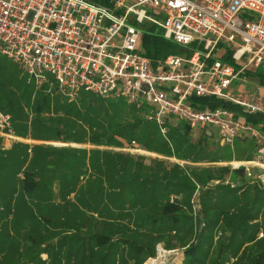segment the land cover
<instances>
[{
  "label": "built area",
  "instance_id": "obj_1",
  "mask_svg": "<svg viewBox=\"0 0 264 264\" xmlns=\"http://www.w3.org/2000/svg\"><path fill=\"white\" fill-rule=\"evenodd\" d=\"M144 27L162 31L181 53L152 64L141 46ZM220 45L234 63L217 57ZM0 56L19 66L35 92L56 89L68 101L90 93L145 107V120L168 142L170 117L189 130L215 128L222 145L251 139L250 160L218 164L241 168L264 188V134L242 119L264 115V86L255 78L264 79V0H0ZM207 97L236 109L202 104ZM0 134L17 140L11 115L1 110ZM222 182L236 185L228 176Z\"/></svg>",
  "mask_w": 264,
  "mask_h": 264
},
{
  "label": "trees",
  "instance_id": "obj_2",
  "mask_svg": "<svg viewBox=\"0 0 264 264\" xmlns=\"http://www.w3.org/2000/svg\"><path fill=\"white\" fill-rule=\"evenodd\" d=\"M144 28L141 46L143 54L152 64L168 54L181 53L182 47L166 39L162 31L153 27ZM222 47L220 45L221 50L217 57L222 61L234 63L231 52ZM256 75V81L264 86V79L260 77V73ZM24 83L28 85L26 81ZM3 85L4 83H0V110L11 115L14 132L23 134L27 129L26 125L18 128L16 123V120L22 117L23 108L14 94L2 90ZM79 99L81 105L86 104L85 111L91 114L89 116L93 128H90V143L123 147L131 145L134 141L136 146L146 151L165 157L173 156L179 160H191L193 163H196L194 159L205 156L201 150L192 146L190 149L194 155L193 160L180 158L179 152L178 156L174 154L170 141L160 135L154 123L145 120L144 109L138 110L126 105L122 100L96 97L90 93H81ZM200 102L236 109L233 105L212 97L202 98ZM49 105L50 93L37 91L33 106L34 114L38 117ZM242 119L254 126L261 125L260 130L264 134L263 114L243 116ZM96 125L100 127L93 131ZM173 129L179 128L174 126ZM186 130L189 129L186 127ZM19 146L14 145L3 154L2 169L5 175L1 176L5 179L8 172L11 174L4 180L5 183L14 180L15 174L25 162L24 152L21 160L16 161L13 158ZM247 152L244 150L242 157L235 159L248 160L250 155ZM89 154L88 165L91 172L96 170L100 175H106L109 178L108 187L99 178L97 192L88 190L89 184L79 188V201L86 205L79 207V227L58 218L49 219L53 233H57L58 238L53 241L33 236L26 239L31 244L27 246L28 250L32 247L37 250L29 259L38 261L40 252H46L47 264H106L111 249L109 243L117 242L114 257L119 248L125 246L124 244L128 243L132 248L126 256L123 251L121 252L120 264H138L139 254H142L143 258L152 257L155 245L163 242L166 250L182 246L183 264H222L226 260L225 256L245 254L246 248L250 249L251 255L248 262L243 264H264V188L258 182L249 184L250 179L244 176L241 168L231 170L230 166L216 168L189 164L181 166L176 162L167 163L164 159L99 149H93ZM232 160L231 152L211 159L214 162ZM228 175L236 183L234 187L222 182ZM214 180L218 182L211 183ZM18 181L20 185L18 192L11 186L2 193L1 198L6 200L2 207L4 216L12 214L11 204L15 192L18 195L21 190L30 195L36 186L28 172H24ZM195 192L198 209L193 208L192 198ZM170 195L176 196L173 202H169ZM61 200L67 201L62 196ZM68 205L76 207L74 204ZM68 211L71 215L73 209ZM258 214L263 225L255 224ZM126 220L132 222L126 223ZM70 232L87 233L88 236L79 237L77 241L75 235L68 236ZM217 232H222L224 236L228 234V237L225 236V242L218 241L215 256L211 258L209 256L211 240ZM258 232H261L260 237H257ZM176 233L177 237L173 236ZM188 236H192V240L185 243ZM175 239L178 240L176 245ZM18 248L12 239L2 237L0 233V264H16V259L21 258V253H17ZM98 252L99 256H95L94 254ZM32 264L36 263L32 261ZM41 264L45 263L42 261Z\"/></svg>",
  "mask_w": 264,
  "mask_h": 264
},
{
  "label": "crops",
  "instance_id": "obj_3",
  "mask_svg": "<svg viewBox=\"0 0 264 264\" xmlns=\"http://www.w3.org/2000/svg\"><path fill=\"white\" fill-rule=\"evenodd\" d=\"M53 92H56L59 97H63L56 89H54V91L52 89L49 93L52 94ZM35 97L36 94L33 100ZM61 99L63 100V98ZM65 101H67V104L79 106V97L76 101ZM142 109H144V116L146 108L144 107ZM33 117V113L27 116L25 123L27 129L23 134H16L14 132L17 138L16 141H11L6 136L0 134V233L2 237L12 239L14 245L19 247L17 253H21V258L16 259V264H32V261L36 264H41L42 261L47 264L48 258L46 252H40L38 256L40 260L38 261L29 259V257L34 256L37 250L34 247L28 250L27 246L31 244L26 239L33 236L35 238H42L46 241L56 240L58 236L57 233H53L54 230L48 221L49 219L58 218L61 221L79 227V212L73 209L71 205H66L65 207L63 203L65 200H61V196L69 202L75 197L79 201V178L82 179L84 177L83 175L79 176V165L83 161L88 166V157L91 150L118 151L129 153L133 156H146L170 161L173 159L174 162L177 160L179 161V159L173 156L165 157L142 148L141 149L147 154H136L130 150L134 149V147L140 148L135 145L134 141V144L131 143V145L123 147H113L104 144L98 145L90 143L89 140L80 142L79 120L75 121L76 124L73 130L70 131V135H68L67 129H63L58 125L49 126L38 119L33 120ZM177 128H179V125H177ZM253 143L252 150L247 152L248 155H250L248 160H250L256 152V144L254 141ZM16 144L20 146L13 158L16 161L21 160L24 152L26 154V159L15 174L14 180H8V182L5 183L4 180L11 174L8 172L6 178L3 179L5 171L2 169L4 161L2 157L6 151L10 150ZM79 152H82L84 155L81 161L79 159ZM241 171L245 176L242 169ZM252 171L254 174L257 173V169H253ZM24 172H28L32 175L36 186H34V190L30 195L25 194L23 191L21 192V190L18 195L15 192L11 204L13 207L11 210L12 214L4 216V214H2V207L6 204V200L1 198L2 193L4 190H9L11 186L18 192L20 187L18 180L22 178ZM86 173L87 175L89 173L91 174V170L88 169ZM74 176L76 177L75 185L70 178ZM228 177H230V175H228ZM86 178L87 176L83 178V182L80 184H83ZM254 182L251 180L248 181L249 184H253ZM70 209H73L71 215L68 214V210ZM67 214L68 217L66 216ZM61 221H57V223H61Z\"/></svg>",
  "mask_w": 264,
  "mask_h": 264
},
{
  "label": "rangeland",
  "instance_id": "obj_4",
  "mask_svg": "<svg viewBox=\"0 0 264 264\" xmlns=\"http://www.w3.org/2000/svg\"><path fill=\"white\" fill-rule=\"evenodd\" d=\"M26 77L23 74V71L19 68V66L13 62H11L10 60H8L5 57L0 56V83H4V85L2 86V90L8 93H11L15 95V99L19 100V105H21V107L23 108V112H22V117L21 119L16 120L17 126L18 128H21V126L26 125V119L27 116L30 113H33V120H40L43 123L51 126V125H58L60 127H62L63 129H67L68 135H70V131L73 130L74 125L76 124L75 121L79 120V141H87L89 140V137L91 135V131L90 128H93V125H91V114H88V112L85 111L84 106H86V104L83 106L81 105L80 101H79V106L77 107L76 105H72V104H67L64 97L63 100L58 96V94L56 92H53L52 94H50V105L49 107L41 114L37 117V115L34 114L33 112V106H34V101L33 97L35 96L36 92L33 89V86L31 84L29 85H25L24 81H25ZM262 92L264 93V88H262ZM80 100V99H79ZM121 107H119L120 109ZM90 115V116H89ZM37 117V118H36ZM125 120H128V118H125ZM74 123V124H72ZM176 125H179V129L175 130L173 129V127ZM185 123L183 121H180L176 118L170 117L169 118V122L167 123V134L166 137L169 139L171 145V150H173V153L177 155V152L180 153V158H189L193 160V153H191V149L190 146H192V148H197L199 150H201V152H203L205 154V156H203L200 159H194L193 161H195L196 165H200L202 167H223V166H227L229 167L228 164L226 165H219V162H225V161H211L212 158L214 157H219L220 154H228V153H232V158H241L242 154L244 152V150L249 151V149H251L253 147V140L251 139H240V140H236L232 147L230 146H225L222 145L217 137V130L213 127H210V131H211V136H207L205 134L202 133L201 130L199 129H191V130H186L185 127ZM100 127V125H96L94 127L95 131L96 129H98ZM54 134V133H53ZM104 138V136H103ZM102 138V139H103ZM178 156V155H177ZM81 158H84V155L82 154V152H79V159L81 161ZM166 160V159H164ZM178 161V160H177ZM186 162V164L191 165V163H193L191 160H183ZM166 162H172L175 163L174 160L172 159V161L170 160H166ZM178 162H181V160H179ZM190 162V163H189ZM177 163V162H176ZM200 163V164H198ZM227 163V162H226ZM86 168V169H84ZM90 169V166L86 165L83 161L81 162V164L79 165V176L83 175L84 177L87 176V178L85 179L83 184H80L81 182H83V178L80 179L79 178V188H84L87 184H89V188H87L88 190L90 189L92 192H97L99 184H98V179H102L103 183H106L105 186L108 187L109 185V178H107L106 175L102 176L99 174L98 171L95 170V172H91V174L89 173L87 175V170ZM94 175V177H92ZM73 184L75 185V176L74 177H70ZM87 195V192H86ZM88 196V195H87ZM64 205H68V204H74L75 206L77 205V207H73V209H75L77 212H79V207H85L86 205L83 204V202L78 201V199L75 197L73 198L72 201H65L63 202ZM78 204H82L79 205ZM260 213V212H259ZM131 223L132 220H126V223ZM255 224H262L263 225V221L262 219H260V215H257V220L255 221ZM219 228V227H218ZM71 234L69 235H75L74 238L75 240L77 239V241H79V237H87V233H73L70 232ZM227 234V233H225ZM257 237L261 236V232H258ZM173 236L177 237V233ZM226 237H228V234L225 235ZM225 236L222 234V232H217L213 237H212V247L209 249V256H211V258L215 256V252L217 251V247H218V241H222L225 242ZM58 238V237H57ZM175 245L178 244V240L175 239ZM190 240H192V236H188L185 240V243H188ZM123 241V240H121ZM92 244V243H91ZM111 244V249H110V254L108 256V259L106 260V264H120L121 259V252H124V255H128L127 252L131 251L132 248L130 245H128V243L124 244V247H120L119 248V252L115 255L116 257H114L115 254V245H117L116 243H109ZM118 244H121V242H118ZM175 247V246H174ZM178 248L175 249H169L166 250L164 249V245L163 242L157 243L155 245V251H154V255L152 257H148V258H143L142 254H139L138 256V264H151V260L155 261L156 260V264H183V255H182V246L180 247L179 245L177 246ZM159 249H162L163 251ZM134 250V249H133ZM250 250V249H249ZM249 250L244 251V253H242L241 255H237L232 257L233 254H228L229 257L225 256V261H223L222 264H243L248 262L249 257H250V253ZM100 252V251H99ZM95 253V256H99L100 253ZM131 263V262H129ZM154 264V263H153Z\"/></svg>",
  "mask_w": 264,
  "mask_h": 264
},
{
  "label": "water",
  "instance_id": "obj_5",
  "mask_svg": "<svg viewBox=\"0 0 264 264\" xmlns=\"http://www.w3.org/2000/svg\"><path fill=\"white\" fill-rule=\"evenodd\" d=\"M201 131L203 134L207 135V136H211V131H210V128L207 127V126H204L201 128Z\"/></svg>",
  "mask_w": 264,
  "mask_h": 264
},
{
  "label": "bare ground",
  "instance_id": "obj_6",
  "mask_svg": "<svg viewBox=\"0 0 264 264\" xmlns=\"http://www.w3.org/2000/svg\"><path fill=\"white\" fill-rule=\"evenodd\" d=\"M151 154H152V153H151ZM153 263L156 264V260H155V261L151 260V264H153Z\"/></svg>",
  "mask_w": 264,
  "mask_h": 264
}]
</instances>
